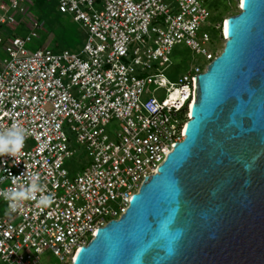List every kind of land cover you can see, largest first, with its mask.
Segmentation results:
<instances>
[{
  "label": "built area",
  "instance_id": "1",
  "mask_svg": "<svg viewBox=\"0 0 264 264\" xmlns=\"http://www.w3.org/2000/svg\"><path fill=\"white\" fill-rule=\"evenodd\" d=\"M57 2L87 33L81 52L35 48L43 25L28 17L29 0H0V133L26 132L20 153L0 155V264H44L47 253L72 264L184 139L195 77L218 56L202 31L211 17L203 0ZM17 25L28 32L13 34ZM179 45L208 64L175 83L164 72ZM72 142L90 159L75 176L65 168ZM33 176L52 205L13 208L7 193Z\"/></svg>",
  "mask_w": 264,
  "mask_h": 264
},
{
  "label": "water",
  "instance_id": "2",
  "mask_svg": "<svg viewBox=\"0 0 264 264\" xmlns=\"http://www.w3.org/2000/svg\"><path fill=\"white\" fill-rule=\"evenodd\" d=\"M240 1L184 139L72 264H264V0Z\"/></svg>",
  "mask_w": 264,
  "mask_h": 264
},
{
  "label": "rangeland",
  "instance_id": "3",
  "mask_svg": "<svg viewBox=\"0 0 264 264\" xmlns=\"http://www.w3.org/2000/svg\"><path fill=\"white\" fill-rule=\"evenodd\" d=\"M239 1L203 0L205 7L211 14L208 22L211 26L205 25L202 31H206L211 35L212 40L207 45V48L216 51L217 55L225 47L226 38L223 36V27L226 19L241 11ZM31 2L32 5L30 6L28 17L39 21L43 25L40 30V38L32 43L35 48L47 45L54 50L82 51L87 33L79 24L74 22L71 16L59 13L57 0H32ZM217 24H221V31L215 30L214 27ZM14 32L13 34L21 36L26 34L28 30L26 27L19 25ZM207 64L208 61H206L204 56L196 54L185 45H179L173 49L170 56V64L165 69L164 74L171 82L177 83L192 68L198 66L204 70ZM116 129H118V125L113 123L108 128L109 134ZM71 145L76 150V154L71 159L66 160L65 168L69 171L70 176H75L89 164L90 159L82 145L75 142H72ZM4 209L5 207L2 206V210ZM43 261L44 264H60L51 253L45 254Z\"/></svg>",
  "mask_w": 264,
  "mask_h": 264
},
{
  "label": "clouds",
  "instance_id": "4",
  "mask_svg": "<svg viewBox=\"0 0 264 264\" xmlns=\"http://www.w3.org/2000/svg\"><path fill=\"white\" fill-rule=\"evenodd\" d=\"M25 136V130L17 124H13L6 132L0 133V155L16 156L20 153L24 147ZM7 196L13 208L30 199H35L40 207H50L54 201L51 194H44L37 176H33L26 186L13 188Z\"/></svg>",
  "mask_w": 264,
  "mask_h": 264
},
{
  "label": "bare ground",
  "instance_id": "5",
  "mask_svg": "<svg viewBox=\"0 0 264 264\" xmlns=\"http://www.w3.org/2000/svg\"><path fill=\"white\" fill-rule=\"evenodd\" d=\"M239 7H240V9H241V1H239ZM227 20V19H226ZM224 33H225V30H224ZM225 35H226V33H225ZM226 38V40H227V37H225Z\"/></svg>",
  "mask_w": 264,
  "mask_h": 264
},
{
  "label": "crops",
  "instance_id": "6",
  "mask_svg": "<svg viewBox=\"0 0 264 264\" xmlns=\"http://www.w3.org/2000/svg\"><path fill=\"white\" fill-rule=\"evenodd\" d=\"M32 0H29V3H30V6L32 5V2H31Z\"/></svg>",
  "mask_w": 264,
  "mask_h": 264
}]
</instances>
